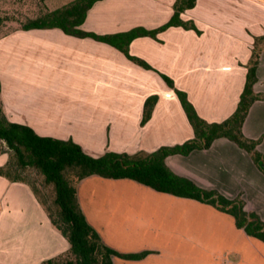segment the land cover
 Masks as SVG:
<instances>
[{"label":"crops","instance_id":"1","mask_svg":"<svg viewBox=\"0 0 264 264\" xmlns=\"http://www.w3.org/2000/svg\"><path fill=\"white\" fill-rule=\"evenodd\" d=\"M175 1L100 0L82 27L100 34L137 26L153 29L171 18ZM181 17L193 20L201 33L172 26L157 38H135L130 53L172 77L202 118L221 122L238 107L255 36L264 34V0H197ZM38 30L63 34L64 39L44 42L62 45L55 50L57 59L83 58L93 52L92 79L98 84L108 82L124 95L103 107V119L85 120L83 112L67 101L58 106L28 100L27 89L15 87L11 99L5 98L3 84L2 100L12 121L29 125L43 136L73 139L93 156L109 150L152 152L195 136L180 99L159 72L135 63L109 43L68 35L59 28ZM257 76L254 91L264 96V48ZM154 94L158 102L142 125L145 101ZM243 132L260 140L258 149L264 154V98L251 105ZM122 140L135 148L128 150L115 142ZM7 161L8 154L1 153L0 166ZM166 161L203 188L217 189L231 199L241 197L248 211L264 219V170L235 141L217 138L207 149L170 155ZM78 194L89 222L108 244L124 252L151 250L142 258L116 255L115 264H264V240L247 233L231 214L213 205L160 192L132 179L99 175L81 180ZM69 247L33 188L0 175V264H42Z\"/></svg>","mask_w":264,"mask_h":264},{"label":"trees","instance_id":"2","mask_svg":"<svg viewBox=\"0 0 264 264\" xmlns=\"http://www.w3.org/2000/svg\"><path fill=\"white\" fill-rule=\"evenodd\" d=\"M98 1L100 0H74L22 23L21 29L59 28L68 35L103 41L115 46L130 60L144 68L159 72L180 99L195 136L183 143L163 145L152 152L140 150L136 153H128L109 150L101 156H93L73 139L43 136L29 125L12 121L4 108L0 78V154H8V161L0 166V175L11 181L27 183L33 188L46 208L52 223L70 242L68 250L57 255L67 256L66 264H115L114 256L116 255L123 258H142L151 252L147 249L139 252L121 251L108 244L99 230L89 222L80 203L78 183L91 175L112 179L128 178L160 192L213 205L231 214L236 224L244 228L247 233L264 240V219L257 212L248 211L241 197L231 199L217 189L203 188L192 179L176 173L166 161L170 155H188L196 149H207L217 138L226 137L248 151L264 170V154L258 149L260 140L250 139L243 132V124L251 105L256 100L264 98L254 91V85L258 80L257 68L260 53L264 48V34L255 36L252 57L247 65L246 83L237 109L221 122H208L199 115L194 104L189 100L187 92L179 89L172 77L130 53V43L135 38L140 36L157 38L160 32L172 26L194 29L200 34L201 30L193 20H184L181 17L185 10L196 5L197 0H176L171 18L156 28L147 29L137 26L127 31L107 34H100L82 27L89 10ZM5 23L4 17H0V30ZM158 99L159 96L156 94L146 99L142 125L150 120ZM29 168L38 171L44 182L53 186L55 210L46 206L36 189L26 179L25 172ZM53 261L54 257H51L46 259L45 263L52 264Z\"/></svg>","mask_w":264,"mask_h":264},{"label":"rangeland","instance_id":"3","mask_svg":"<svg viewBox=\"0 0 264 264\" xmlns=\"http://www.w3.org/2000/svg\"><path fill=\"white\" fill-rule=\"evenodd\" d=\"M72 1L74 0H0V17L6 20L0 30L2 87L4 84L5 98L8 99L13 96L15 87H19L27 89L29 92L25 94L28 100H33L37 104L55 103L59 106L58 103L67 101L83 112L81 114L84 115L85 120H92L94 116L103 119L102 117L106 116V110L103 107L116 99H122L124 94L121 91L116 93L108 82L98 84V81L92 79L93 52L92 54L86 52L83 58L78 55L77 59L75 57L57 59L54 56L55 50L60 49L61 44L50 41L45 44L44 42L45 39H64L63 34L58 31L21 29L22 23ZM74 54H78L76 49ZM53 64L57 65L48 72ZM20 95L22 96L23 93ZM100 104L102 107L98 108ZM115 142L128 150L135 148L124 140ZM3 147L5 148L4 145ZM25 177L36 189L46 206L55 210L53 186L46 184L40 173L32 168L25 172ZM66 258L67 256L56 255L52 264H66ZM42 264H46L45 261Z\"/></svg>","mask_w":264,"mask_h":264}]
</instances>
